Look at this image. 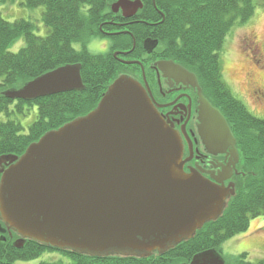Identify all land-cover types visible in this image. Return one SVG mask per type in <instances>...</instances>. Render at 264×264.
<instances>
[{
  "label": "water",
  "instance_id": "obj_1",
  "mask_svg": "<svg viewBox=\"0 0 264 264\" xmlns=\"http://www.w3.org/2000/svg\"><path fill=\"white\" fill-rule=\"evenodd\" d=\"M142 6L141 0L112 4L115 12L131 8V14ZM157 43L150 42L149 51ZM121 61L140 64L144 73L141 61ZM158 63L175 68L183 80L193 79L199 96V136L207 152L234 157L232 163L222 162L229 173L207 178L196 167L185 171L194 153L186 126L182 132L188 157L183 136L153 102L145 73V84L121 74L96 108L47 131L22 155L0 157V220L5 224L0 231H16V246L31 238L92 255L147 257L165 253L220 217L236 192L230 180L241 159L235 135L203 93L195 73L173 60ZM81 67L60 65L6 95L34 100L82 90ZM189 264L226 263L212 249L196 254Z\"/></svg>",
  "mask_w": 264,
  "mask_h": 264
},
{
  "label": "trees",
  "instance_id": "obj_2",
  "mask_svg": "<svg viewBox=\"0 0 264 264\" xmlns=\"http://www.w3.org/2000/svg\"><path fill=\"white\" fill-rule=\"evenodd\" d=\"M14 0H0L8 2ZM118 0H23L28 7L44 5L42 21L47 34L35 32L37 25L26 18L7 20L0 12V157L22 155L26 148L49 130L57 129L96 108L108 86L127 69L114 54L136 47L128 56L140 60L146 52L143 38L159 41L156 57H169L196 71L204 94L226 117L240 152V172L235 174V194L230 197L219 218L211 220L195 235L168 249L147 257L133 255H92L71 249H59L27 238L22 246L14 242L16 231H0V264L29 260L45 251H60L70 261H44L40 264H189L203 251L216 250L228 238L247 230L252 217L264 214V118L254 115L231 90L223 78L220 50L236 21H247L264 0H141L136 13L138 23L128 33H111L124 16L112 4ZM87 8V13L82 9ZM24 36L18 51L9 46ZM112 38L106 53H91L87 43L94 37ZM82 44L77 51L75 43ZM67 63H81L82 90H70L34 100L12 99L6 92L20 88L29 80ZM37 106L36 119L25 130L15 114L25 115ZM1 178V172H0ZM1 227L5 224L0 220ZM225 259V258H224ZM243 253L226 264H251ZM256 264H264L260 259Z\"/></svg>",
  "mask_w": 264,
  "mask_h": 264
},
{
  "label": "rangeland",
  "instance_id": "obj_3",
  "mask_svg": "<svg viewBox=\"0 0 264 264\" xmlns=\"http://www.w3.org/2000/svg\"><path fill=\"white\" fill-rule=\"evenodd\" d=\"M23 0L0 2V12L7 20L26 18L34 21L37 25L35 32L39 35L47 34V27L42 21L44 5L28 7L22 4ZM259 2V1H258ZM256 4L253 16L247 21L236 23L227 33L222 49L220 50L223 78L231 88L232 92L241 99L248 109L256 116L264 118V101L261 102L259 96L254 93V89L264 83V4ZM255 35L256 47L244 43V37ZM112 38L94 37L87 43V48L92 44L98 45L100 49L96 53H106L109 50ZM25 45L24 36L18 38L9 46V50L20 49ZM79 48L82 44L75 43ZM16 50V51H18ZM12 51V50H11ZM13 51V52H16ZM140 74V73H139ZM25 115L21 113L13 116L17 118L28 130L29 125L37 117V106L29 107ZM6 113H0V121L6 120ZM240 172L239 166H237ZM262 225H259V224ZM220 253L228 261L247 253V261L256 264L260 259H264V214L252 217L249 228L234 237L228 238L219 247ZM70 261V258L60 251H45L38 257L29 260H17L13 264H40L44 261Z\"/></svg>",
  "mask_w": 264,
  "mask_h": 264
},
{
  "label": "flooded vegetation",
  "instance_id": "obj_4",
  "mask_svg": "<svg viewBox=\"0 0 264 264\" xmlns=\"http://www.w3.org/2000/svg\"><path fill=\"white\" fill-rule=\"evenodd\" d=\"M132 11L133 9L131 8L124 11L123 9L119 10V12H121L124 17L117 22V29L113 30L111 33L124 32L130 34L129 27L140 21L136 18L137 12L131 14ZM132 38V47L129 49L121 50V52L118 54L120 58L127 60L130 59L128 56L133 52L134 48L136 47V38H134L133 36ZM153 41H155V39L149 36L143 38L142 49L146 52V55L140 60L144 64V73L146 76V81L148 82L149 87L151 88L150 96L153 102L155 103L159 113L168 124L173 125L177 130H179L182 136V127L183 125H185L190 137L193 140V158L186 162L185 171L189 172L190 167H196L207 178H221L225 174L229 173V171H226L227 168L223 169L222 162L225 165V163L227 164L228 162L232 163L235 159L234 157H231V155H226L225 153L216 155L206 151L198 132V87L195 86V83L191 76L188 78L183 77L185 78V80H183V74H180L175 68H167L164 64H159L158 62L161 60H173L174 62L185 67L190 72L195 73L197 79L198 75L196 71L185 66L184 64L175 59L162 56L156 57L155 55L158 48V43L152 51H149V43ZM146 42L147 46L145 45ZM244 43H246L247 46L252 45L257 49L255 35L248 34L246 37H244ZM140 70L141 72H139L137 69H127L126 73L124 74H128L132 77H135L140 80L143 84H145L144 73L142 69ZM254 93L257 94L261 102H263L264 83L258 85V87L254 89ZM185 145L186 147L184 157H188L190 156V151L186 142ZM197 161L198 164H196ZM237 166L238 164H236L235 169L238 172ZM237 172L235 171L233 173L230 180L233 179L234 175Z\"/></svg>",
  "mask_w": 264,
  "mask_h": 264
},
{
  "label": "clouds",
  "instance_id": "obj_5",
  "mask_svg": "<svg viewBox=\"0 0 264 264\" xmlns=\"http://www.w3.org/2000/svg\"><path fill=\"white\" fill-rule=\"evenodd\" d=\"M82 11H84L85 13H87V8L82 9ZM75 47H76V50H77V51L80 50L78 46H75ZM11 50H12V51H16V50H18V49L13 48V49H11ZM89 51H90L91 53L95 54V53L98 52V51H106V49H100V48L98 47V45H96V44H92V45L89 46Z\"/></svg>",
  "mask_w": 264,
  "mask_h": 264
},
{
  "label": "crops",
  "instance_id": "obj_6",
  "mask_svg": "<svg viewBox=\"0 0 264 264\" xmlns=\"http://www.w3.org/2000/svg\"><path fill=\"white\" fill-rule=\"evenodd\" d=\"M259 224V223H258ZM259 225H262V224H259Z\"/></svg>",
  "mask_w": 264,
  "mask_h": 264
}]
</instances>
